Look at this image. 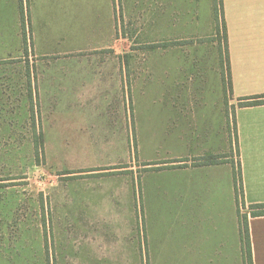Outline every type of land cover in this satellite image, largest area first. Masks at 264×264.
I'll return each instance as SVG.
<instances>
[{"label":"rangeland","instance_id":"1","mask_svg":"<svg viewBox=\"0 0 264 264\" xmlns=\"http://www.w3.org/2000/svg\"><path fill=\"white\" fill-rule=\"evenodd\" d=\"M0 12L12 42L0 59V264H145L130 233L171 198L165 184L211 156L239 162L224 0H0ZM91 72L106 82L101 103L88 101ZM188 135L217 152L182 155Z\"/></svg>","mask_w":264,"mask_h":264},{"label":"crops","instance_id":"2","mask_svg":"<svg viewBox=\"0 0 264 264\" xmlns=\"http://www.w3.org/2000/svg\"><path fill=\"white\" fill-rule=\"evenodd\" d=\"M57 18L63 19L64 27L65 15L58 14ZM224 19L234 98L263 95L264 0H224ZM20 38L17 33L16 42L22 43ZM11 52V31L0 27V59L8 58ZM90 75L88 101L101 103L107 96L106 82L101 81L100 72ZM22 76L18 81L21 87L26 83L25 70H22ZM82 82L71 86L73 93L69 96L73 98H68V102L76 103L78 96L72 95L82 94ZM14 85L10 82L9 89ZM64 86L67 91L69 86ZM20 91L22 99L18 101L17 110L22 107L25 116L27 93L22 88ZM0 93L4 94L1 88ZM38 96L34 88V98ZM235 119L238 144L236 146L233 141L230 148L235 145L241 162L246 207L240 211L237 202L234 155L222 163L181 169L178 182L167 183L162 189L164 196L170 194L171 198L167 202L166 197L162 198L163 202L155 206L154 214L147 215L146 231L130 233L134 261L139 262L143 252L145 264H245L240 216H247L253 264H264V216H252L250 209L264 204V105L237 107ZM196 137L188 135L181 142V145L185 144L180 148L182 155L192 152L205 156L217 152L212 137L206 140ZM214 138L218 141L225 136ZM226 151L229 152L228 147Z\"/></svg>","mask_w":264,"mask_h":264},{"label":"trees","instance_id":"3","mask_svg":"<svg viewBox=\"0 0 264 264\" xmlns=\"http://www.w3.org/2000/svg\"><path fill=\"white\" fill-rule=\"evenodd\" d=\"M22 8H23V5H22ZM23 27L25 29V22H23ZM31 99H33V96ZM261 105H264V94L250 97V98L240 99L238 107L243 108V107L261 106ZM235 142L238 144L236 121H235ZM42 148L44 149L43 143H42ZM215 158L217 157L211 156L209 161H206L202 165L218 164L217 163L218 161H215ZM234 167H235V184H236L237 202H238L239 209L241 211L242 208L246 207V204L244 201V191H243V186H242L241 162L239 161L237 166H234ZM250 209L252 210V213H251L252 216L254 217L264 216V204L257 205V206H251ZM240 218H241V224H242V241H243V247H244L245 264H253L252 248H251V243H250V233H249V226H248V217L240 216Z\"/></svg>","mask_w":264,"mask_h":264}]
</instances>
